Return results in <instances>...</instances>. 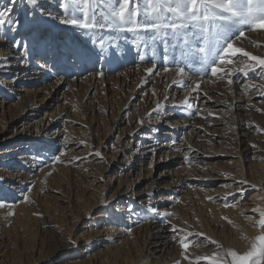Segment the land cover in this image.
<instances>
[{
  "label": "rangeland",
  "instance_id": "obj_1",
  "mask_svg": "<svg viewBox=\"0 0 264 264\" xmlns=\"http://www.w3.org/2000/svg\"><path fill=\"white\" fill-rule=\"evenodd\" d=\"M62 3L0 0V12L12 9L0 26V264H176L181 239L228 259L264 201V71L231 85L198 77L187 58L197 24L145 30L139 14L140 26L74 29L46 15H64ZM244 31L236 46L264 57V30ZM152 134L163 150L140 155ZM161 229L171 234L164 254L148 239Z\"/></svg>",
  "mask_w": 264,
  "mask_h": 264
},
{
  "label": "snow or ice",
  "instance_id": "obj_2",
  "mask_svg": "<svg viewBox=\"0 0 264 264\" xmlns=\"http://www.w3.org/2000/svg\"><path fill=\"white\" fill-rule=\"evenodd\" d=\"M12 2L14 3L15 0ZM30 2L34 4L36 0H30ZM140 3L141 0H97L96 5H93V0H63L60 7L64 9V15L54 16L51 12L46 13V15L54 20H59L60 24L84 30L102 28L109 26V24L140 26L135 20L139 14L146 17L143 25L145 30L168 28L173 32H178L197 24L199 26V39L196 41L195 51L187 57L194 66H198L193 67V75L199 77L201 73H210L212 77H217L219 80L228 78L227 83L231 85L233 81L230 77L237 73L247 76L250 71H255L256 68L264 71V57L253 55L244 48L236 46L237 41L245 36L244 28L250 31L264 30V0H143V8L140 7ZM130 4L132 5L131 8ZM99 5H103L107 11L100 13L106 23L98 25L96 7ZM11 11V8H7L0 12V26L5 24V18ZM157 21H164V23ZM17 24L20 25L21 22L17 21ZM100 44L101 50L94 53L98 59L103 58V42L101 41ZM92 54V52L80 50H75L72 53L77 58L84 60H91ZM183 55L186 54L182 53ZM237 56L247 58V61L242 66H235L234 58ZM177 63L178 66L174 70L179 79L175 80L174 83L184 86V79L187 77L191 81V77L185 71V66ZM230 65H233L231 69L228 68ZM145 71L152 74L154 69L150 67L146 68ZM169 71H173V69L164 68V72ZM98 75L102 77L103 72H98ZM201 82L200 80L195 82L191 91L197 92ZM153 95H155L154 91ZM182 103L189 108L192 106L188 98H185ZM163 108L164 104L157 102L153 111L159 112ZM139 123L143 124L144 121L141 120ZM96 155L100 156L101 154L96 152ZM55 159L58 162H63L60 161L59 157ZM4 206L5 204L0 202V208ZM228 206L225 204V207ZM256 211L259 212L260 217L256 226L261 229V232L252 239L248 251L239 253L235 250H228L226 256L230 257V260L218 259L217 257L220 256L218 253L211 257H196L197 264L200 260H206L208 264H264V211L259 209ZM11 214L14 215V213ZM163 215L166 218L172 213L165 212ZM172 231L175 233L179 230L173 226ZM179 243L182 249L187 252L189 243L185 242L184 239L179 240ZM184 258L188 259V256ZM176 264H180V262L177 261Z\"/></svg>",
  "mask_w": 264,
  "mask_h": 264
},
{
  "label": "bare ground",
  "instance_id": "obj_3",
  "mask_svg": "<svg viewBox=\"0 0 264 264\" xmlns=\"http://www.w3.org/2000/svg\"><path fill=\"white\" fill-rule=\"evenodd\" d=\"M136 137H138V135ZM147 140L148 141L143 142L142 149H144V150H143V152H141L140 155H143V154H146L149 152L155 153V152H158L159 150L161 151V150H163V147L165 146V144L163 142H160L158 139H156V136L153 134L147 135ZM139 143L140 142L138 141V144ZM138 144H137V146H138ZM245 182H248V181H245ZM157 185H158V187H160V182L159 183L157 182ZM263 190H264V188H263ZM257 206H258V204H257ZM259 209L261 211H264V201L259 206ZM135 230H138V226L135 228ZM162 230L163 229L156 231L154 234H151V237L149 235L148 239H150V245H152V247L154 246V248L156 249V253L164 254L166 252V249L170 247L171 234H169L167 232V230H163V231ZM260 232H261V229L259 227H256V228L252 227V228H248V229L239 230L238 234H239V237H241V240H239V243H237L238 245L232 246V247L230 246L226 250H235L239 253H244V252L248 251L250 248V244L252 242V239L254 237H256L257 235H259ZM245 237H247V238H245ZM192 249H193V246H191V244L189 243V248H188L187 252L184 251V257L188 256V259L184 258L183 261L180 262V264H197L196 257L204 256L203 254L198 253L196 249H194V251H192ZM63 252H65V251L59 250L57 252V254H61ZM55 253H56V251H54V256H56ZM211 256H212V254L210 253L209 257H211ZM228 259L230 260V257H228ZM154 261L156 263H153V264H160L159 263L160 261H157V260H154ZM163 264H168V262L163 261ZM199 264H208V261L200 260Z\"/></svg>",
  "mask_w": 264,
  "mask_h": 264
}]
</instances>
